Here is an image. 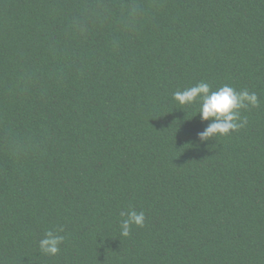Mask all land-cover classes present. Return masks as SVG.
Masks as SVG:
<instances>
[{"label":"trees","instance_id":"trees-1","mask_svg":"<svg viewBox=\"0 0 264 264\" xmlns=\"http://www.w3.org/2000/svg\"><path fill=\"white\" fill-rule=\"evenodd\" d=\"M200 82L259 105L201 142ZM0 264H264V0H0Z\"/></svg>","mask_w":264,"mask_h":264},{"label":"clouds","instance_id":"clouds-1","mask_svg":"<svg viewBox=\"0 0 264 264\" xmlns=\"http://www.w3.org/2000/svg\"><path fill=\"white\" fill-rule=\"evenodd\" d=\"M173 99L182 106L199 103L197 113L201 121L209 122L204 130L197 134L201 142L218 135L225 136L230 132L239 131L247 124V120L241 117V110L259 105V98L255 92L247 89L237 91L229 85L213 91L205 82L197 83L183 91L174 92ZM120 215L122 217L120 235L123 237L130 235L132 226H144L145 213L143 211L137 212L129 209L122 211ZM63 241L64 236L49 230L39 241V250L49 256H55L60 251Z\"/></svg>","mask_w":264,"mask_h":264}]
</instances>
